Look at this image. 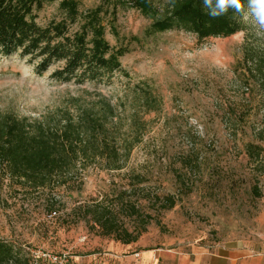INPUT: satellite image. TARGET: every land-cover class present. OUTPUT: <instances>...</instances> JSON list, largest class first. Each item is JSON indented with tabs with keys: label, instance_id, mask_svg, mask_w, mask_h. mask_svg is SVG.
<instances>
[{
	"label": "rangeland",
	"instance_id": "rangeland-1",
	"mask_svg": "<svg viewBox=\"0 0 264 264\" xmlns=\"http://www.w3.org/2000/svg\"><path fill=\"white\" fill-rule=\"evenodd\" d=\"M155 2L164 7L167 0ZM60 18L55 1L39 22ZM152 21L135 8L118 9L106 37L128 49L121 57L127 75L102 82L56 79L57 65L38 75L25 58L0 55V112L38 117L73 97L89 104L97 96L88 92L99 91L125 105L117 118L125 124L120 138L133 144L122 169L98 164L53 192L26 191L0 174V239L14 246L21 264H49L44 253L66 256L67 264H133L127 259L133 252L213 248L257 234L264 212V88L249 55L264 52V37L243 23L233 35L199 41L184 29L148 31ZM139 85L151 88L156 107L142 104L144 127L136 132L128 123L141 103ZM248 143L263 147L259 159L247 154ZM104 212L122 234L145 231L125 244L102 233L96 220Z\"/></svg>",
	"mask_w": 264,
	"mask_h": 264
},
{
	"label": "trees",
	"instance_id": "trees-1",
	"mask_svg": "<svg viewBox=\"0 0 264 264\" xmlns=\"http://www.w3.org/2000/svg\"><path fill=\"white\" fill-rule=\"evenodd\" d=\"M55 1H59L62 18L40 23L41 10ZM87 1L94 0H0V55L25 58L38 75L57 65L51 73L56 79L102 82L116 73L127 75L121 57L128 49L112 45L106 37L108 27L115 29L119 8H135L152 18L148 31L184 29L195 33L199 41L244 29L232 9L214 18L208 14L203 0H167L164 7L155 0H99L86 6ZM249 59L264 88V52L252 51ZM138 87L136 97L141 103L130 112L128 123L136 132L144 127L139 110L142 104L146 110L156 107L151 88ZM89 93L97 99L88 104L81 96L73 97L38 117L0 112L2 177L16 180L29 192L45 189L53 192L82 179V171L89 167L97 168L99 164L104 170L122 169L133 148L132 142L120 138L125 124L117 118L119 108L126 110L125 105L112 103L99 91ZM262 151L260 144H246L250 157L259 159ZM253 191L258 197L262 195L257 183ZM174 204L171 202V207ZM104 214L106 219L109 217L104 212L96 220L102 233L112 234L125 244L136 241L145 231L134 236L125 229L122 234L116 226L118 221L108 218L105 222ZM21 262L14 246L0 239V264Z\"/></svg>",
	"mask_w": 264,
	"mask_h": 264
},
{
	"label": "crops",
	"instance_id": "crops-1",
	"mask_svg": "<svg viewBox=\"0 0 264 264\" xmlns=\"http://www.w3.org/2000/svg\"><path fill=\"white\" fill-rule=\"evenodd\" d=\"M252 238L220 243L213 248H151L127 255L133 264H264V212ZM126 264V260H122Z\"/></svg>",
	"mask_w": 264,
	"mask_h": 264
},
{
	"label": "clouds",
	"instance_id": "clouds-1",
	"mask_svg": "<svg viewBox=\"0 0 264 264\" xmlns=\"http://www.w3.org/2000/svg\"><path fill=\"white\" fill-rule=\"evenodd\" d=\"M208 14L218 17L229 9L234 11V18L248 25L257 36L264 37V0H203Z\"/></svg>",
	"mask_w": 264,
	"mask_h": 264
},
{
	"label": "built area",
	"instance_id": "built-area-1",
	"mask_svg": "<svg viewBox=\"0 0 264 264\" xmlns=\"http://www.w3.org/2000/svg\"><path fill=\"white\" fill-rule=\"evenodd\" d=\"M54 214H56V212H53ZM52 213V214H53ZM45 257H48L47 261L49 262V264H67L68 262V259L66 258V256H57V255H50V254H47V253H44L43 254ZM53 262V263H52Z\"/></svg>",
	"mask_w": 264,
	"mask_h": 264
}]
</instances>
